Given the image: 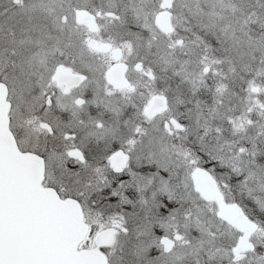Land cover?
Segmentation results:
<instances>
[{
    "label": "snow or ice",
    "instance_id": "1",
    "mask_svg": "<svg viewBox=\"0 0 264 264\" xmlns=\"http://www.w3.org/2000/svg\"><path fill=\"white\" fill-rule=\"evenodd\" d=\"M0 264H264V0H0Z\"/></svg>",
    "mask_w": 264,
    "mask_h": 264
}]
</instances>
